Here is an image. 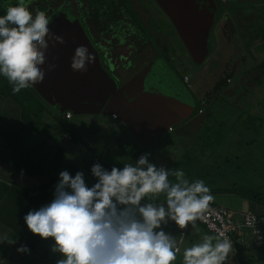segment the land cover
<instances>
[{"label": "rangeland", "instance_id": "374dc122", "mask_svg": "<svg viewBox=\"0 0 264 264\" xmlns=\"http://www.w3.org/2000/svg\"><path fill=\"white\" fill-rule=\"evenodd\" d=\"M37 1L42 2V0H32L30 6L36 4ZM227 1L233 5L235 15L238 17V19H236L237 17L232 18L233 8L231 7L232 20L230 23L242 29L235 31L231 37H228V40H225L218 30V49L213 53L215 49V39L213 38L209 41V57L206 58L203 65L197 66L192 63L181 41L172 40L171 27L161 21V32L170 38V40H166L167 45L155 46L152 42L150 49L142 57L143 60L141 57L140 60L135 58L128 64V70L133 64L132 71H134L138 67L142 69L148 62H152L148 74L162 81L171 79L173 82L170 89L165 84L168 82H162L158 86V90L176 98L177 103L179 100L185 99L183 92L192 94L191 99L187 101L193 105L194 96H196L198 100L204 102L198 101L203 106L202 113L193 115L189 121L183 122L173 131L166 133L160 139L156 138L146 146L141 145L123 124L114 119L102 116H73L68 121L70 129L67 134L71 139L70 142H64L59 136L48 138L49 135L44 132V128H38L33 136H30L29 133L23 135L24 140L21 144L24 146L21 148V157L17 158V163L19 165L24 162L28 164L26 161H29V163L33 162L34 165H39L44 169L46 164H52L53 161L54 167L58 166L54 172L56 177L62 168L67 170L70 175L81 171L84 173L86 184L91 186L95 179L90 175V172L82 168L87 160L85 155L87 149L94 152L95 164L99 163L107 170L112 167L120 168L124 163L134 162L140 155L148 153L149 162L158 167L163 166L165 169L179 168L185 173L186 179H188V175L193 178L212 173L216 182H219L217 186L220 187H230L234 183H239L244 187L246 184L248 185L246 178L249 179L246 177V171L247 174L253 172L251 175L249 174L250 179H253L259 195L264 196V77H262L263 72L258 68L261 63H264V39L261 36L263 31L261 27L264 25V0ZM108 2V0H88L87 4L97 8L98 12L105 3L108 8H111L112 5ZM122 2L124 8L131 6L133 9L130 0H122ZM118 3L121 4V0H118ZM133 5L144 21L148 20L154 24L152 16H158L156 17L157 21L158 18L163 17L153 0H135ZM63 7L60 6V8ZM142 8L148 15L150 14V19L146 20L147 14L142 12ZM37 10L46 14L45 6H40ZM129 12L131 13V10ZM255 12L262 14H259L262 18L257 21L260 28L251 26L249 29L254 30L249 32V29L246 30L247 26H242L241 20L244 23H248L250 20L255 21ZM86 14L87 11L80 13L82 16ZM245 15H250V17L240 19ZM246 32L250 33L253 40H259L257 38L259 35L262 40L252 42L247 37L242 40V34L245 36ZM229 33L230 31H228ZM140 35V40H144L143 37L147 36L143 31ZM144 41L149 44L150 40ZM168 70L173 72L171 73L173 78L167 72ZM248 71H251L250 75L246 73ZM114 75L119 78L118 75ZM182 75L188 79L185 84L183 81H179ZM254 79L260 80L262 85L254 84L252 82ZM169 91L176 96H172ZM32 105L36 110L41 111L42 117H45L46 114H54L52 108L42 104L39 100L34 101ZM14 116V112L13 115L11 113L7 115L8 121L6 122L9 124L7 126L12 127L16 118ZM237 166L241 168L240 170L237 168L238 172H235L234 169ZM169 179L173 180L174 178L169 177ZM213 197V201L222 207L236 212L251 211L258 215L264 214V199L260 204L254 205L243 202L234 196L214 195ZM164 200L163 194L156 197L149 195L142 203L156 204L163 203ZM167 226L170 227L166 232L176 237L178 227L171 222ZM190 234L191 232L187 231L182 248L186 244L187 247H190L192 244L198 243L199 239H194ZM254 252L256 251L254 250ZM249 256L256 260V258L262 257V254L253 253ZM240 262L239 255L233 257L229 253L226 264H240ZM263 263L264 261L261 263H258V260L255 261V264ZM172 264H182V262L180 259H176Z\"/></svg>", "mask_w": 264, "mask_h": 264}, {"label": "clouds", "instance_id": "9594fccd", "mask_svg": "<svg viewBox=\"0 0 264 264\" xmlns=\"http://www.w3.org/2000/svg\"><path fill=\"white\" fill-rule=\"evenodd\" d=\"M31 2L0 0V77L13 94L42 82L45 69L41 66L49 44L63 43L48 28L50 16L29 11ZM93 61L88 48L79 45L69 67L85 72ZM53 68L47 65L48 71ZM148 156L144 153L110 170L99 163L91 165L95 179L91 186L81 171L58 173L51 201L22 217L32 234L52 238L50 251L60 255L55 264H172L176 260L179 249L164 228L169 222L179 229L194 227L214 197L204 180L189 181L181 169L158 167ZM160 194L163 203H142L149 195ZM232 249L224 232L205 236L183 250L182 264H226ZM16 252L27 255L30 250L21 244Z\"/></svg>", "mask_w": 264, "mask_h": 264}, {"label": "water", "instance_id": "95a60500", "mask_svg": "<svg viewBox=\"0 0 264 264\" xmlns=\"http://www.w3.org/2000/svg\"><path fill=\"white\" fill-rule=\"evenodd\" d=\"M154 1L172 24L192 63L202 65L209 53L207 39L213 23V5L202 0ZM48 28L54 35L62 37L63 43L49 44L45 64L41 66L45 69L44 79L31 89L49 105L59 103L62 109H69L75 115L100 113L113 117L144 146L192 114L193 103L180 100L177 103L176 98L158 90L164 81L148 74L152 62L118 88L116 81L101 68L78 20L68 22L58 16L52 19ZM79 45L86 46L94 56L85 72H73L69 67L70 57ZM49 64L54 65L51 71L47 70ZM165 84L168 89L172 86ZM148 86L153 88L149 90Z\"/></svg>", "mask_w": 264, "mask_h": 264}, {"label": "trees", "instance_id": "16d2710c", "mask_svg": "<svg viewBox=\"0 0 264 264\" xmlns=\"http://www.w3.org/2000/svg\"><path fill=\"white\" fill-rule=\"evenodd\" d=\"M111 1L112 2L110 4H112V5L116 4V0H111ZM121 3H122V0H121ZM231 7L233 8V12H235L233 5H231ZM109 11H110L109 8L108 9H101V12L97 15L105 18L108 15ZM242 17H244V16H242ZM245 17L248 18V17H250V15H248V16L245 15ZM256 18L257 19H255V21L250 20V21H248V23H244L241 20L242 26H247L246 30H248L251 26H255L257 28H260L259 25H257V23H258L257 21L259 18H262V17H260V15H257ZM236 19H238V17ZM236 19H235V21H236ZM239 29L241 31L242 28H239L236 25L235 29H233V30L238 31ZM253 30L254 29H249V32H252ZM261 30H263L261 32L262 33L261 36H264V25L261 27ZM261 36L259 35V36H257V38L259 39ZM246 37L250 38V40L252 42L259 41V40H253V38H251L250 33H248V32H246L245 36L242 34V40ZM208 49H209V46H208ZM209 51H210V49H209ZM197 66H199V65H197ZM258 68H260V70L263 72L262 77H264V63H261ZM167 72L173 78V74H171L173 72L171 70H168ZM246 73L250 75L251 71H248ZM183 76L184 75H182V77H180L179 81H182ZM166 82H168V79H166ZM252 82L254 84H257V85L258 84L262 85L261 81L258 79H254V80H252ZM169 83L173 84V82H171V81ZM184 96H185V99L187 101L188 99H191L192 94L190 95L188 93ZM37 100H39L42 104L52 108L54 110V114L53 115L52 114H49V115L46 114L45 117L44 116L42 117L41 111L39 109L36 110V108H34V106L32 105V104H34V101H37ZM194 100H195L194 101V109H193L192 114L187 119L181 120L179 125L173 124V126L170 127V130L168 132L173 131L175 127H179L183 122L189 121L190 118L193 117V115L196 116L197 114L202 113V107L203 106L201 105V103L203 101L198 100V98H196L195 96H194ZM198 101L201 103H198ZM0 102H1V105L5 104L6 106H9V104H10V106L8 108L1 110L2 114H4L6 112L5 115H8L9 113H11V115H13V112H14L15 113L14 118L17 117V125L15 123H13L11 125L12 127L6 126L7 133H4L5 136H2L3 142H1L2 146H0V149L1 148H3V149L7 148L9 152H11V151L13 152L16 149V151L19 153L21 148H23V146H24L21 144L22 141L24 140L23 135L29 133L30 136H33V133L36 132L38 130V128H44V130H45L44 132L48 133V135H49L48 138H50V137L53 138V137L59 136V137H62L64 142L68 143L71 141L70 137L67 134L68 129H70V124L68 121L73 116L74 117H82L84 115H91V114L75 115L69 109H62L61 105L59 103L55 104L54 106H51L47 102H45L41 97H39L35 92H33L31 87L28 89L22 90L21 92H19L17 94H13L11 92V86L7 83V81L3 77H0ZM66 113L70 114L69 120L65 119ZM92 116H97V114H93ZM99 116H102V115H99ZM102 117H106V116H102ZM106 118H108V117H106ZM15 120H16V118H15ZM6 121H8V120H6ZM6 123L8 124V122H6ZM205 127H207V126H205ZM164 135H162V136H164ZM161 137H159V139ZM29 155H31V154H29ZM85 155H86L87 160L84 162L82 168L84 170L90 172L91 165L95 164L94 152L91 149H87V151H85ZM26 162H28V164H29V161H26ZM226 165H227V162H226ZM237 168L240 170L241 167L237 166L234 169L235 172H238ZM248 173L251 175L253 172H248ZM249 174H247V171H246V177H248L249 179L246 178L248 185L246 184L244 187H242L241 184H239V183H234L230 187H223V186L220 187L219 185L217 186V184L219 182H216V179L212 176V173H206L201 177H193V178L191 175H188V180L189 181H192L195 179L204 180V182L209 187L211 194L213 196L214 195H226L229 197L234 196V197L240 198V200H242L243 202H248V203L254 204V205L260 204L261 201L264 199V196L259 195L258 190L254 186L255 185L254 181L252 178L250 179L251 176ZM3 205H5V203H3ZM209 205L215 206V207H222L216 201L210 202ZM237 213H240V214L251 213V214L257 215L259 217H264V214L258 215V214L252 213L251 211H242V212H237ZM16 222L18 224H20L18 221H16ZM197 223L199 224L198 226L201 230H203L204 232L205 231L208 232L202 224H200L198 221H197ZM186 226L187 227L185 228V230L187 228L189 229L190 225H186ZM168 227H170V226L165 227L166 228L165 231H168ZM20 229L21 230H19V229L14 230L13 229L14 230V232H13L14 236H12V239L14 240L13 242L11 239L4 241L2 252L3 253L5 252V254H7V258L5 256L6 260L4 263L2 262V260H0V264H55L56 260H58L60 258V255L54 254L50 251V247L53 244L52 238L49 237L47 239H41L37 235L32 234L27 228L22 229V227L20 226ZM182 230L183 229L178 228V233H177L176 237H173L175 239V241H177V239L179 240V242L177 244L178 246H180L181 243H183V241H184L185 236L178 238L179 233ZM208 233L212 234L210 232H208ZM212 236H215V235L212 234ZM247 241H248L247 246L241 245V244H239V245L236 244V249H235L234 255L240 256V261H241L240 263L241 264H247V263L248 264H255L256 260H258V263H261V261H264V241H262L260 246L255 245V242H254L255 237L248 238V236H247ZM21 244L26 245L29 248V250H30L29 254L24 255V254H19L16 252V249ZM254 250L256 252H254ZM257 251H260V252H257ZM248 252H251V255H253V253L256 255L262 254V257H260L258 259L256 258V260H255L252 256L247 257Z\"/></svg>", "mask_w": 264, "mask_h": 264}, {"label": "flooded vegetation", "instance_id": "af4514ba", "mask_svg": "<svg viewBox=\"0 0 264 264\" xmlns=\"http://www.w3.org/2000/svg\"><path fill=\"white\" fill-rule=\"evenodd\" d=\"M108 1H109L108 3L112 2L111 0ZM133 1L135 2V0H130V3H132L133 6L132 9L131 6H127L126 8H124L123 2L120 4L118 3V0H116L115 5L111 4L112 7L109 8L110 11L105 18L98 16L97 14L101 12V9H108V7L106 6L107 3L102 5L99 11L97 12V8H94L89 4H87L88 0H42V2L37 1L36 4H34L33 6H30V4L32 3L31 2L28 5V7H30L29 11L34 14L37 11V9L40 8V6H45L46 9L45 15L50 16L51 21L52 19L58 16L65 18L68 22H73L75 20H78L93 47V52L95 53V56L99 60L101 68L105 70V72L109 77H111L113 80L116 81V84L119 88L128 80L133 78L141 70L138 67V69L132 71L134 67L133 64L132 66H130L128 70V64L131 63V61H134L135 58L137 60H140L139 58L140 57L142 58L144 54L150 49V44L152 42H154L155 46L157 45L160 46L161 44L167 45L166 40H170V38L167 36V34L163 35V33L161 32L162 24L160 23V21L166 23V25H169L171 27L170 33L172 34L171 35L172 40H180L172 24L170 23L168 18L164 15V13L160 10V8L158 7V5L155 3L154 0L153 1L156 4L157 8L159 9V12L163 15V17L161 16V19L163 20L158 18L159 19L158 21L156 20V17L158 16L156 17L155 15L152 16L154 18V19L152 18L153 19L152 22L154 21V24L150 23V21L147 20L150 19V14L148 15L143 8L141 10L143 13L147 14V16H145L147 21L141 19L138 11L135 9V6L133 5L134 4ZM202 1H207L208 4L213 5L214 7L213 8L211 6L214 15H213L212 27L209 31L208 39H207L208 46H209V41L213 40V38L215 39L214 41L215 49L213 51L214 53L218 49L217 31L219 30L222 37L225 40H228V37L229 36L231 37L235 31L233 30L235 29V24L232 25L230 22L232 18H235L237 16L235 15V12H233V17L231 18L230 16L231 5L227 0H202ZM13 4H15V0H13ZM61 5L62 7L63 6L65 7L60 8ZM129 10H131V13L129 12ZM85 11H87L86 15L84 16L80 15V13H84ZM77 12L78 14H75ZM0 14H3V12L0 11ZM151 24H152V28H151ZM142 31L145 32V34L147 35L146 37H143L144 40L147 39L150 40L149 44L148 43L146 44V42L143 39L140 40L141 39L140 33H142ZM228 31H230L229 34ZM208 52H209L208 53V57H209L210 54L209 49ZM149 63L151 62H148V64ZM114 74L118 75L119 78H117ZM170 81L172 82L171 79H168V83ZM182 81L185 84L184 78H182ZM146 88L150 90L153 87L148 86ZM146 88L143 87L142 89L145 90ZM138 90L140 91L139 93H142L139 87ZM129 94L131 93H128V95ZM183 97L185 98V96ZM182 101L185 102L186 100L183 99ZM99 115L100 113H97V117ZM89 116L92 115H84L82 117H89Z\"/></svg>", "mask_w": 264, "mask_h": 264}, {"label": "crops", "instance_id": "0c3cea01", "mask_svg": "<svg viewBox=\"0 0 264 264\" xmlns=\"http://www.w3.org/2000/svg\"><path fill=\"white\" fill-rule=\"evenodd\" d=\"M259 9L260 7L258 10ZM259 14L262 15L259 12H255V17H257ZM242 18L247 17L241 16L240 19ZM259 40H262V37H260ZM5 108L6 105H1L0 102V146H2L1 142H3L2 136H5L4 133L7 131V115H5L6 112L4 114L1 113V110ZM14 123L17 125V117ZM20 151L18 153L16 149L13 152H9L7 148L0 149V237H2L4 241L11 239L13 242L14 240L12 239V236H14V230H21L20 226L22 229L26 228L22 217L30 209H38L42 205H45L51 201L54 185L58 180V177L54 175V172L58 169V166L55 168L53 161L52 164H49L50 162L48 163L49 165L46 164L45 167L47 169L45 167L42 169V167L39 165H34L33 162H30L29 164L24 162L23 164L19 165V163H17V158L21 157ZM63 170L64 168H62L61 171ZM3 203H5V205H3ZM16 221H18L20 224H18ZM194 224V227L190 225L189 229L187 228L185 230L184 228L179 233L178 238L186 236L187 231L191 232L190 235L193 236L194 239H199L197 240L198 243L202 242L205 236H212V234L201 230L197 221L194 222ZM178 242L179 240L177 239L176 246L179 251L177 252L176 259H180V262H182V250H184L188 245L186 244V246L182 248L181 246L183 245L184 241L180 246L177 245ZM3 243L4 242H0V260H2L4 263L7 258V254L2 252ZM250 253L251 252H248V255H251ZM230 254L233 257H236L234 255L235 253L232 251Z\"/></svg>", "mask_w": 264, "mask_h": 264}, {"label": "built area", "instance_id": "2783aa9c", "mask_svg": "<svg viewBox=\"0 0 264 264\" xmlns=\"http://www.w3.org/2000/svg\"><path fill=\"white\" fill-rule=\"evenodd\" d=\"M187 81L188 79L184 77V82ZM65 118L69 119L70 114L66 113ZM196 221L214 235L224 232L232 242L233 253H235L236 244L248 245L247 236L255 237L256 246H260L264 241V217L251 213L240 214L233 210L209 205L201 214V218Z\"/></svg>", "mask_w": 264, "mask_h": 264}]
</instances>
